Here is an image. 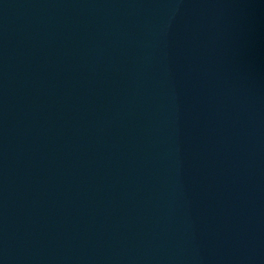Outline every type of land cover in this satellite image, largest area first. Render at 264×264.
I'll return each instance as SVG.
<instances>
[{
  "label": "water",
  "instance_id": "obj_1",
  "mask_svg": "<svg viewBox=\"0 0 264 264\" xmlns=\"http://www.w3.org/2000/svg\"><path fill=\"white\" fill-rule=\"evenodd\" d=\"M0 264H264V0H0Z\"/></svg>",
  "mask_w": 264,
  "mask_h": 264
}]
</instances>
